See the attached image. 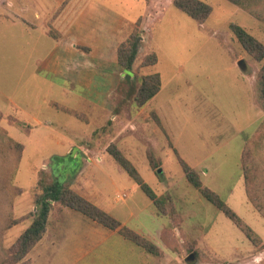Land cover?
I'll return each instance as SVG.
<instances>
[{
    "label": "rangeland",
    "instance_id": "374dc122",
    "mask_svg": "<svg viewBox=\"0 0 264 264\" xmlns=\"http://www.w3.org/2000/svg\"><path fill=\"white\" fill-rule=\"evenodd\" d=\"M99 1L118 10L129 7L136 16L129 17L137 23L129 30L125 23L119 24V41L114 45L102 40L92 48L90 54L103 55L101 58L83 62L75 58L74 71L73 64H59V72L62 67L67 71L68 80L64 82L60 75L55 79L45 70H42L44 78L33 75L37 67L46 65L47 54L60 53V49H51L53 43L45 37V29L34 31V27L0 21V128L24 146L14 174L15 186L23 190L15 200L14 218L32 213L31 189L38 172L46 167L63 185L72 188L70 183L75 178L79 187L88 188L87 192L99 191L95 197L109 205L108 209L117 194L130 192L125 204L114 206L111 216L127 220L132 213L134 218L128 219L127 227L156 246L162 245L163 257L148 255L117 233L111 234L81 214L66 210L49 218L48 229L58 222L59 225L47 241L48 248L36 258L38 244L24 261L261 264L264 249L255 248L229 219L187 183L177 157L195 170L203 187L217 194L264 243V219L246 199L240 163L245 140L254 136L264 123V110L259 108L254 91L262 64L243 50L231 31L232 25L243 28L264 45V23L226 0H199L212 10L202 25L174 8L173 0ZM24 4L25 14L19 11L18 0H10L5 12L10 19L12 15L19 16L36 26L34 2L25 0ZM148 4L151 16L146 15ZM144 14L142 31L136 33L145 44L140 47L133 71H123L118 63L113 66L117 49L137 28ZM102 28L96 26V30ZM83 52L86 51L75 50L80 56H84ZM152 54L157 58L156 64L143 67V60ZM94 59L106 61L99 64ZM118 68L122 73L120 79ZM151 74L160 76L159 95L150 104L138 106L134 101L140 80ZM10 118L22 128L26 124L29 135L10 125ZM69 140L75 146L67 154ZM111 144L116 145L158 196L169 197L178 215V226L157 215L139 187L110 159L106 149ZM85 149L97 154L105 165H97L102 162L92 158L95 164L86 167L85 160L75 155L85 154ZM148 151L161 160L159 169L152 168ZM99 168L108 171L111 182L101 181L94 173H84L86 169L94 172ZM30 223L31 220L21 222L5 232L0 241L2 254ZM161 227L170 228L175 235L174 251L162 244Z\"/></svg>",
    "mask_w": 264,
    "mask_h": 264
},
{
    "label": "trees",
    "instance_id": "16d2710c",
    "mask_svg": "<svg viewBox=\"0 0 264 264\" xmlns=\"http://www.w3.org/2000/svg\"><path fill=\"white\" fill-rule=\"evenodd\" d=\"M226 1L242 7L250 15L264 23V0ZM172 4L174 8L187 15L199 25H202L212 12L209 5L199 0H173ZM140 23L141 21H139L133 33L117 49V63L126 72L133 71L140 47L145 44L143 41H140L141 39L136 33L137 30L142 31ZM231 31L243 50L253 60L262 64L256 78L254 91L259 108L264 110V45L249 35L243 28L232 25ZM78 50H82V48H78ZM156 62L157 58L152 54L147 56L141 65L143 67H151ZM160 89L161 79L159 74L144 76L140 80L134 103L138 106H144L157 95ZM1 119L2 114L0 113ZM9 124L25 130V134H29V128H22L14 119L10 118ZM263 130L264 123H262L261 128L254 136L245 140L240 163L246 199L252 208L264 219ZM23 152V145L12 140L0 128V241H3L5 232L9 228L21 222L31 220L30 225L3 254L1 253L2 247L0 245V264H28L24 259L29 256L31 251L45 237L48 230L49 218L54 214H60L64 209L77 212L87 220L97 223L106 230L117 232L124 240L131 242L148 255L163 257V250L161 248L128 227L122 226L114 217L74 192L70 186L63 185L60 181L55 180L53 178V172L50 173L47 170L38 172L36 184L31 189V197L35 208L34 212L26 214L20 219H15L13 215V202L16 196L22 194V191L13 185V179L17 164ZM106 153L149 199L157 215L168 218L172 222V225L178 226V215L169 197L158 196L142 177H140L132 164L123 157L116 145H109ZM147 155L152 168L159 169L161 160L155 158L154 154L150 151L147 152ZM177 161L182 168L187 183L196 189L203 199L212 204L229 219L255 248L264 249L261 238L217 194L203 187L199 174L178 157ZM160 240L166 249L171 251L177 249L175 235L171 232L170 228L164 227L161 230ZM261 264H264V259Z\"/></svg>",
    "mask_w": 264,
    "mask_h": 264
},
{
    "label": "crops",
    "instance_id": "0c3cea01",
    "mask_svg": "<svg viewBox=\"0 0 264 264\" xmlns=\"http://www.w3.org/2000/svg\"><path fill=\"white\" fill-rule=\"evenodd\" d=\"M32 1L34 2V8H35L33 10L34 11L33 18L36 22H38V24L36 25L37 27L31 26L24 19L23 20L20 19L19 16L12 15V19H10V15H8L5 12L8 4L10 3V0H0V21H6L7 23L10 22L11 25L12 24L16 25L19 23L22 26H25L27 28L34 27V31L36 30V28L45 29L44 30L45 37H47L49 41L53 43L51 49L53 48L55 50L60 49V53L52 52L51 55L47 54L46 58L44 59V62L46 63V65H43V67H40V68L37 67L35 71L33 72V75L41 76L42 78H44L42 76V73L44 71L42 72V70H45L46 74H50V76L52 75L53 77H55V79L59 78V75H60V79L63 82L65 80H68V77L66 74L67 71L65 70L64 67H62L61 71L59 72V64L60 65L73 64L74 66L73 71H74L77 68V66H75L74 64L75 58L82 60V62H83V59L88 60L91 58L96 59V57L101 58L103 55L95 56V54H92V55L90 54L92 48H95V46L102 40H106L105 42L109 43L110 45H114L115 43H117V40L119 41V35H117L119 31V26H118L119 24L125 23L127 25L126 27L127 30H129L130 28H133L137 23L133 19L136 16H134V13L130 11L129 7H127L125 10L124 9L118 10V9H114V7H111V5L102 3L99 0H32ZM18 2L20 5L19 11L25 14L27 12L26 5L24 4L25 0H18ZM151 10L152 9H150V6L148 4V6L146 7V15L149 13V16H151V13H152ZM129 15H133V18L130 19ZM144 16L145 14L140 17L139 21L142 22L143 18H145ZM98 25L103 26L102 30L100 29L96 30V26ZM148 26L149 24L146 21L145 27L147 28ZM78 48H82V51L83 50L86 51V52H83L84 56H80L75 53V50H78ZM95 61H98V63L100 64L106 60L97 59ZM79 63H81V61ZM116 65H117V60L114 61L113 66H116ZM117 70H118V78L120 79L122 76V73L119 70V68ZM125 76L127 75L125 74ZM159 92L146 105L150 104L153 100H155L156 97H158ZM152 112H155V110ZM159 121L161 122L160 119ZM37 123L39 122L37 121ZM26 126L27 125L25 124V127ZM162 126L163 124L161 122V127ZM66 143L69 146V149L67 151V154H68V153H71V150L74 148L75 143L72 142L71 140L66 141ZM77 149L79 150L80 148L78 147ZM79 153L82 154V156L80 157L83 160H85L86 167H89V165L91 164H95V163H92L93 162L92 158L96 162L97 160H100L102 162L101 164H97V165H101V167L105 165L103 160H101L97 154H95L94 152L88 149H85V154L81 152ZM79 153H76L75 155L79 156L80 155ZM44 169L47 170L46 167ZM87 169L84 172L85 174L89 172L94 173L95 176L97 175L101 177L100 178L101 181L111 182L110 181L111 177L109 176V173L106 169L99 168L97 169V171H94V172H91ZM80 173H82V171H80ZM80 173L79 175H82ZM87 184L89 185L88 181H87ZM13 185L15 186L14 179H13ZM70 185H73L71 189H73L74 192L82 196L84 199H86L87 201H89L90 203L98 207L99 209L105 211L109 215L115 212V209H113L114 206L120 203L125 204L126 200L131 196L130 192H123V193L117 194L116 199L111 201V204H110L111 209H108L109 205H106V203L103 204V201L95 197L96 194H99V191L92 192L91 190H89L87 192L88 188L85 187L84 189L82 187H79L80 184L77 185L75 178L71 181ZM77 189H82V191H78ZM21 191L23 193L22 189ZM21 195L22 194H20L19 196ZM19 196H16L14 198L13 215H14L15 200ZM31 206H32L31 208L32 212H34L35 208L32 205V199H31ZM66 210L68 209H64L60 213V215L66 213ZM131 218H134L132 213L128 215V219H131ZM128 219L123 220V219H120V217L119 218L116 217V220L119 221L125 227L129 226ZM93 224L98 225L95 222H93ZM58 225H59V222L54 224L51 228L47 230L45 237L39 243V246H37L38 248L36 247L37 250H39V254H37L38 256L36 258L40 257V255H42L44 250L48 248L47 241H49V239L53 237L52 234L55 233V230L58 227ZM163 228L164 227L160 228L159 238H160V232ZM110 232L111 234L117 233L113 231H110ZM263 246H264V243H263ZM160 247H162V245ZM31 263H32V260H30V264Z\"/></svg>",
    "mask_w": 264,
    "mask_h": 264
},
{
    "label": "water",
    "instance_id": "95a60500",
    "mask_svg": "<svg viewBox=\"0 0 264 264\" xmlns=\"http://www.w3.org/2000/svg\"><path fill=\"white\" fill-rule=\"evenodd\" d=\"M240 64H241V62H240ZM80 156H82V154H80ZM159 172H161V170H159ZM193 257V255H191L190 257H189V259H191Z\"/></svg>",
    "mask_w": 264,
    "mask_h": 264
}]
</instances>
